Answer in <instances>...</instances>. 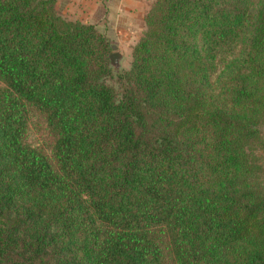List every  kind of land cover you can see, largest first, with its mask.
<instances>
[{
  "label": "trees",
  "instance_id": "trees-1",
  "mask_svg": "<svg viewBox=\"0 0 264 264\" xmlns=\"http://www.w3.org/2000/svg\"><path fill=\"white\" fill-rule=\"evenodd\" d=\"M113 53L0 0V264H264V0H155Z\"/></svg>",
  "mask_w": 264,
  "mask_h": 264
},
{
  "label": "crops",
  "instance_id": "crops-1",
  "mask_svg": "<svg viewBox=\"0 0 264 264\" xmlns=\"http://www.w3.org/2000/svg\"><path fill=\"white\" fill-rule=\"evenodd\" d=\"M154 1L57 0V11L69 21L103 28L114 39L136 42L145 30V17Z\"/></svg>",
  "mask_w": 264,
  "mask_h": 264
},
{
  "label": "rangeland",
  "instance_id": "rangeland-1",
  "mask_svg": "<svg viewBox=\"0 0 264 264\" xmlns=\"http://www.w3.org/2000/svg\"><path fill=\"white\" fill-rule=\"evenodd\" d=\"M99 29L106 35V37L110 41L111 45L114 48V52L123 53L124 55L123 70H128L132 63V50L134 46L138 43V41L135 42V40H130V41L117 40L112 37V34L107 33L103 28H99Z\"/></svg>",
  "mask_w": 264,
  "mask_h": 264
},
{
  "label": "water",
  "instance_id": "water-1",
  "mask_svg": "<svg viewBox=\"0 0 264 264\" xmlns=\"http://www.w3.org/2000/svg\"><path fill=\"white\" fill-rule=\"evenodd\" d=\"M124 55L121 52H114L110 56V67L114 74L120 75L123 71Z\"/></svg>",
  "mask_w": 264,
  "mask_h": 264
}]
</instances>
